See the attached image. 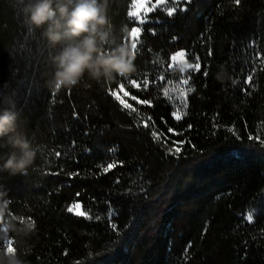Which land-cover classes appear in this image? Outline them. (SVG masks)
Masks as SVG:
<instances>
[{
  "label": "trees",
  "instance_id": "16d2710c",
  "mask_svg": "<svg viewBox=\"0 0 264 264\" xmlns=\"http://www.w3.org/2000/svg\"><path fill=\"white\" fill-rule=\"evenodd\" d=\"M131 5L109 0L117 43L140 27ZM20 9L0 0V108L19 113L37 155L24 174L0 172V184L12 214L35 221L33 234H9L28 264H264V0H190L171 17L155 10L134 73L85 75L55 96L47 82L61 46L29 29ZM181 50L189 63L200 57L199 72L169 68ZM144 79L147 89L128 86ZM10 150L0 138V157ZM73 202L87 215L67 211Z\"/></svg>",
  "mask_w": 264,
  "mask_h": 264
},
{
  "label": "clouds",
  "instance_id": "9594fccd",
  "mask_svg": "<svg viewBox=\"0 0 264 264\" xmlns=\"http://www.w3.org/2000/svg\"><path fill=\"white\" fill-rule=\"evenodd\" d=\"M25 24L29 29H42L48 42L59 51L52 59L53 74L47 86L55 93L61 88L77 86L87 75L97 82H111L117 76L127 77L136 71L132 44L117 43L107 15L109 0H19ZM127 33V26L121 29ZM109 45V47H106ZM182 63L180 69H185ZM221 70L217 79L225 78ZM0 138H6L10 151L0 157V172L16 176L27 172L35 162L37 151L21 130L20 115L14 107L0 108ZM12 200L0 184V229L9 239L27 237L36 230V224L23 213L12 214ZM12 240V239H11ZM0 249V264H28L24 258L27 248Z\"/></svg>",
  "mask_w": 264,
  "mask_h": 264
},
{
  "label": "snow or ice",
  "instance_id": "6c2138e0",
  "mask_svg": "<svg viewBox=\"0 0 264 264\" xmlns=\"http://www.w3.org/2000/svg\"><path fill=\"white\" fill-rule=\"evenodd\" d=\"M151 2V0H131V4H132V9L128 11V16L130 17H134L135 20L138 22V24L140 25V27H133L131 29V33L130 35L132 36L133 40H132V45H133V49H137L138 47V43H139V40H138V33L142 30V26L143 24L146 22V19H147V16H148V13L155 10V8L158 6V5H167L168 4V0H156V2L154 4L151 5V7H148L147 5ZM186 2L190 3V0H186ZM235 2L237 4H239L240 0H235ZM177 0H173V4L172 6L170 7H167L166 11H167V15L168 16H173V14L178 10L177 8ZM140 10H143V12L141 13ZM180 11H184L186 9H179ZM186 55H188V53L184 52V51H178L176 52L172 57L171 59L173 61L176 60V57H185ZM208 55H211V51H209ZM195 64H192V63H187L185 62L186 64V68L185 69H179V71L181 73L185 72L187 69H194V71L196 72H199L201 70V64H200V57L199 56H196L195 57ZM172 65H169V68H171ZM207 71L204 72V75L207 76ZM161 80L164 79V77H160ZM253 80V77L251 75H249L247 77V80H246V83H251ZM140 84H143L144 88L147 89L148 85H149V81L147 79H144L142 81H140V83L138 84L136 80H130L128 86L129 87H137L139 88L140 87ZM182 84L184 86H188L190 85V81L189 79H183L182 80ZM121 88L124 87V85H120ZM189 91H194L193 88L189 87L188 89ZM114 96L116 95L115 92L112 93ZM167 94V93H166ZM53 96H55V93H53ZM133 99H136V97H133ZM121 103L123 104L124 101L121 100ZM141 103L143 104H149V101L146 99V100H143L141 101ZM184 108L186 109L187 108V103L186 101L184 102L183 104ZM174 116H176L177 119H180L179 116L176 115V113L174 112L173 113ZM150 119V118H149ZM191 127V126H189ZM169 131H172V129H169ZM153 136L156 137V133H153ZM250 139L253 138V137H249ZM256 139H260V137H255ZM175 143V142H174ZM180 144L183 143V141H180L179 142ZM261 143H264V140H261ZM170 152L173 151V149H169ZM179 152V148H176L175 149V153H178ZM174 153V154H175ZM56 156H60L61 153L60 152H56L55 153ZM115 165L114 164H108L106 168H104V171L107 172L109 169H111L112 167H114ZM53 174H56V173H53ZM74 175V174H73ZM79 195V194H77ZM81 207V205L79 203H76L74 205H71L67 208V211L69 212H74L76 209H79ZM77 215H87L85 212H77L76 213ZM30 219H32L31 217H29ZM247 219L248 221H252L253 219V214L252 213H249L248 216H247ZM33 223H35V221L33 220ZM112 227L115 229L116 228V225L113 224ZM7 230L6 229H0V249H10L11 251H15V248L13 247V240L9 239L7 236L3 235L2 233L6 232ZM190 247V245H189Z\"/></svg>",
  "mask_w": 264,
  "mask_h": 264
},
{
  "label": "rangeland",
  "instance_id": "374dc122",
  "mask_svg": "<svg viewBox=\"0 0 264 264\" xmlns=\"http://www.w3.org/2000/svg\"><path fill=\"white\" fill-rule=\"evenodd\" d=\"M156 2V0H151V2L147 5L148 7H151V5L152 4H154ZM184 2H186V0H177V8L179 9L180 7H182V4L184 3ZM172 4H173V0H168V4L167 5H158L156 8H155V10H162V11H164V12H166L167 13V11H166V9H167V7H170V6H172ZM132 9V5H131V8H130V10ZM155 10H153V11H155ZM141 11V13L143 12V10H140ZM153 11H151V12H153ZM151 12H149V13H151ZM148 13V14H149ZM137 24H138V22L135 20V18L134 17H131ZM138 27V26H137ZM131 33V32H130ZM130 33H129V42H130V44L132 43V40H133V38H132V36L130 35ZM139 35H140V32L138 33V39H139ZM171 61H172V63H171V65H172V67L173 68H176V69H180V65L182 64V63H185V62H187V63H189L188 62V60L186 59V56L185 57H176V60L175 61H173L172 59H171ZM192 71H194V69H187L185 72H183V74H184V76H188V74L190 73V72H192ZM176 115L177 116H179L180 117V115H179V111H176ZM176 117V116H175ZM76 203H79V202H73V203H71L70 204V206L71 205H74V204H76ZM80 205H81V203H79ZM77 212H84V210H83V208H82V206L79 208V209H76L74 212H72V213H74V214H76ZM249 213H252V212H248L247 214H246V217L248 216V214ZM77 215V214H76ZM83 216H85V215H83Z\"/></svg>",
  "mask_w": 264,
  "mask_h": 264
}]
</instances>
